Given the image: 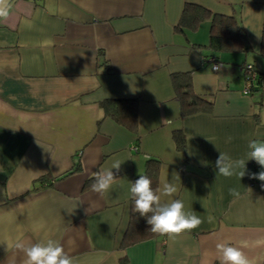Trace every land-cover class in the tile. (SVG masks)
<instances>
[{
    "label": "crops",
    "instance_id": "crops-1",
    "mask_svg": "<svg viewBox=\"0 0 264 264\" xmlns=\"http://www.w3.org/2000/svg\"><path fill=\"white\" fill-rule=\"evenodd\" d=\"M0 19V264H23L17 240H58L75 264H220L217 243L241 247L264 264V169L246 161L245 175H217L220 152L246 159L264 139V87L243 93V66L264 73L259 54L264 0H6ZM185 2L233 14L248 46L204 57L210 19L175 31ZM190 72L209 112L179 115L170 74ZM134 98L135 129L105 115L100 101ZM185 136L175 148L174 129ZM162 161L165 180L203 223L119 247L130 214V182L145 157ZM185 159V160H184ZM112 169L101 196L84 181ZM79 166L77 170L74 167ZM68 171H71L68 173ZM68 173V174H66ZM43 178L44 181L39 179ZM231 189L239 195L233 196ZM211 218V222H209ZM247 244L246 247L243 245Z\"/></svg>",
    "mask_w": 264,
    "mask_h": 264
},
{
    "label": "clouds",
    "instance_id": "clouds-1",
    "mask_svg": "<svg viewBox=\"0 0 264 264\" xmlns=\"http://www.w3.org/2000/svg\"><path fill=\"white\" fill-rule=\"evenodd\" d=\"M9 6L6 0H0V19L9 15ZM220 66L214 65L218 70ZM246 159H234L227 153L220 152L216 160L217 175L232 177L245 175L246 161H256L264 169V139H252L247 145ZM149 157H145L148 159ZM121 162H113L110 168L96 173L94 183L91 185L95 193L103 196L109 192L116 182L112 169H120ZM178 176H173L172 181L165 180L159 189H154L152 180L146 175H139L135 182H130L129 193L133 204V211L147 218L151 226L150 231L154 234L166 235L175 239L185 232L198 228L202 219L194 212L186 210L185 203L181 199H165L173 197L178 189L173 182ZM251 178L264 182V171L252 174ZM264 187V184H262ZM233 196L239 193L231 189ZM211 222V218H209ZM244 247L247 244L243 245ZM14 247L23 253V264H75L72 256L65 251L63 245L55 239H46L38 242L17 240ZM217 257L220 264H252L241 247L232 246L228 243H217Z\"/></svg>",
    "mask_w": 264,
    "mask_h": 264
},
{
    "label": "trees",
    "instance_id": "trees-1",
    "mask_svg": "<svg viewBox=\"0 0 264 264\" xmlns=\"http://www.w3.org/2000/svg\"><path fill=\"white\" fill-rule=\"evenodd\" d=\"M179 21L174 25L175 31H182L184 28L195 30L197 24L203 20L210 19V35L208 36V48L211 49L212 54L208 57H204V60L209 62L218 61L216 54L222 51H245L248 46L244 42L243 36H241V29L237 24L238 21L233 14H215L211 13L207 8H203L201 5L195 3L185 2L182 12L180 13ZM262 23L261 41L259 54L264 57V21ZM219 62V61H218ZM220 63V62H219ZM253 72L256 73V77L252 83L258 84L260 87H264V73L256 71L254 65L250 64ZM246 64L243 66V73L246 77L247 68ZM170 80L172 83L175 98L179 102V115L181 117L188 116L198 112H209L212 109L213 101L210 98H206L203 95L196 94L193 90L191 74L190 72H174L170 74ZM100 106L104 110V114L109 116L116 123L121 124L131 130L135 129L136 125V112L137 101L134 98H108L100 101ZM172 138L175 143V148L185 152V136L180 128L174 129L172 132ZM185 160V159H184ZM162 164L160 159L155 157H149L144 160V166L142 172L138 173L134 179L137 180L139 175H146L152 180V186L157 189L159 168ZM79 166L74 167L77 170ZM71 171H68V173ZM66 173V174H68ZM95 177L87 178L82 188L90 187L94 183ZM40 181L45 179L40 178ZM130 198V197H129ZM130 214L129 220L119 247L127 248L130 245L141 243L154 237L156 234L150 231V225L147 223V218L140 216L133 211L132 200L130 199ZM120 264H127L125 256L118 259Z\"/></svg>",
    "mask_w": 264,
    "mask_h": 264
},
{
    "label": "built area",
    "instance_id": "built-area-1",
    "mask_svg": "<svg viewBox=\"0 0 264 264\" xmlns=\"http://www.w3.org/2000/svg\"><path fill=\"white\" fill-rule=\"evenodd\" d=\"M216 65V66H220V63L218 61H214L212 62V70L213 71H216V69L213 68V66ZM248 70L246 71L247 72V75L245 77V86L243 88V93H247L250 88L252 87V81L254 80V78L256 77V73L253 72L254 70L250 69L251 68V65L250 64H246V67ZM264 84V83H262ZM264 86V85H262ZM253 164L254 165H259L256 161L253 160Z\"/></svg>",
    "mask_w": 264,
    "mask_h": 264
}]
</instances>
